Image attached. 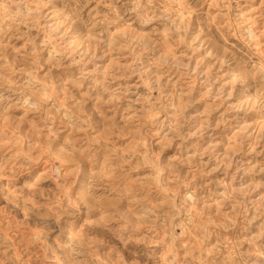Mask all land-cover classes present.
<instances>
[{
  "label": "rangeland",
  "instance_id": "rangeland-1",
  "mask_svg": "<svg viewBox=\"0 0 264 264\" xmlns=\"http://www.w3.org/2000/svg\"><path fill=\"white\" fill-rule=\"evenodd\" d=\"M263 43L264 0H0V264H264Z\"/></svg>",
  "mask_w": 264,
  "mask_h": 264
},
{
  "label": "bare ground",
  "instance_id": "bare-ground-1",
  "mask_svg": "<svg viewBox=\"0 0 264 264\" xmlns=\"http://www.w3.org/2000/svg\"><path fill=\"white\" fill-rule=\"evenodd\" d=\"M170 8H171V7H170ZM246 23H247V22H246ZM126 34H127V33H126ZM263 44H264V43H263ZM259 46H260V45H259ZM258 49H259V48H258ZM262 49H263V48H262ZM259 50H260V49H259ZM258 52H260V51H258ZM261 60H262V59H261ZM263 64H264V63H263ZM155 113H156V112H155ZM152 117H153V116H152ZM160 119H161V118H160V115L157 113V114L154 115V118H153V120H151V121H153V122H154V121H155V122L158 121V122L160 123V121H159ZM145 120H146V119H145ZM151 121H150V122H151ZM161 121H162V120H161ZM186 122H187V121H186ZM151 124H152V123H151ZM156 124H157V123H156ZM158 125H159V124H158ZM160 126H162V125H160ZM13 136H14V135H13ZM21 136H22V135H21ZM146 142H147V141H146ZM46 150H47V149H46ZM243 152H244V151H243ZM245 152H246V150H245ZM52 155H53V154H52ZM55 157H57V156H55ZM188 194H189V193H188ZM190 198H191V197H190ZM238 216H239V215H238Z\"/></svg>",
  "mask_w": 264,
  "mask_h": 264
}]
</instances>
